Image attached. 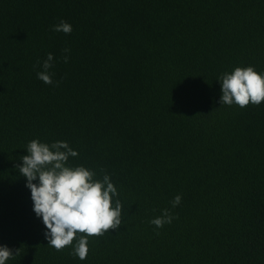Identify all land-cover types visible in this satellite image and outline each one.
I'll return each mask as SVG.
<instances>
[{
	"label": "trees",
	"instance_id": "obj_1",
	"mask_svg": "<svg viewBox=\"0 0 264 264\" xmlns=\"http://www.w3.org/2000/svg\"><path fill=\"white\" fill-rule=\"evenodd\" d=\"M49 53L51 85L34 67ZM249 66L264 74V0H0L5 264H264V102L221 105L218 81ZM32 140L67 142V166L117 188L121 226L85 260L83 233L48 246L16 167ZM165 208L178 218L157 229Z\"/></svg>",
	"mask_w": 264,
	"mask_h": 264
},
{
	"label": "clouds",
	"instance_id": "obj_2",
	"mask_svg": "<svg viewBox=\"0 0 264 264\" xmlns=\"http://www.w3.org/2000/svg\"><path fill=\"white\" fill-rule=\"evenodd\" d=\"M52 30L68 35L73 29L71 24L61 20ZM64 52L68 53L70 49L66 48ZM63 59L65 63L68 62L67 55ZM53 60V55L49 53L42 64L37 61L34 65L42 69L37 72V78L49 85L53 84L54 73L50 72ZM218 81L221 82V105L236 104L245 108L250 103L259 106L264 102V74L257 73L251 66L237 67L232 73L222 74ZM27 153L21 157L23 164L16 167L26 178V187L31 190L33 211L37 217H42L46 226L44 235L48 246L60 251L72 245L77 233H83L85 235L70 254L85 260L89 251L87 237L103 236L110 229H119L121 226L120 200L116 199L115 207H112L113 198L118 196L117 188L107 174L100 181L94 179V171L83 166H67L69 158L77 157L78 152L65 141L48 145L32 140L27 145ZM37 180L38 183H33ZM181 200L180 195L175 196L171 201L172 208H176ZM174 218L178 217L165 208L150 223L160 229L165 224H171ZM18 254L19 249L14 254L6 245L0 246V264H5V261Z\"/></svg>",
	"mask_w": 264,
	"mask_h": 264
}]
</instances>
